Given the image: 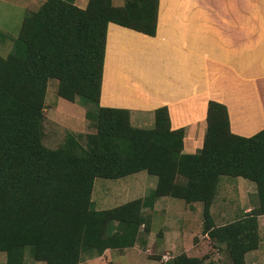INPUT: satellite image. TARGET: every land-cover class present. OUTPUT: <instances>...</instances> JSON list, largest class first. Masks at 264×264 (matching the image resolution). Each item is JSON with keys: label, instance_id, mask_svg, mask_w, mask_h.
Segmentation results:
<instances>
[{"label": "trees", "instance_id": "16d2710c", "mask_svg": "<svg viewBox=\"0 0 264 264\" xmlns=\"http://www.w3.org/2000/svg\"><path fill=\"white\" fill-rule=\"evenodd\" d=\"M159 0H44L25 13L15 46L0 55V264L35 261L79 264L84 255L134 246L149 232L145 208L167 195L203 203L204 231L223 245L229 264H246L258 244L257 216L264 214V128L244 137L230 131L227 108L210 100L202 148L182 152L184 130L171 129L168 109L154 111V126H132L127 109L99 105L108 22L148 35L156 32ZM57 94L94 105V132L67 131L57 148L42 143L48 79ZM139 170L157 176L145 197L96 209L95 178L116 179ZM221 176L256 183L257 206L248 217L216 226L207 215ZM210 224V225H208ZM143 226V230L140 227ZM206 226V227H205ZM181 256L163 264L186 263ZM186 264H201L198 258Z\"/></svg>", "mask_w": 264, "mask_h": 264}, {"label": "crops", "instance_id": "0c3cea01", "mask_svg": "<svg viewBox=\"0 0 264 264\" xmlns=\"http://www.w3.org/2000/svg\"><path fill=\"white\" fill-rule=\"evenodd\" d=\"M87 1L74 3L84 8ZM210 100L226 106L232 133L249 137L264 128V0H159L154 35L108 22L100 106L127 109L130 124L143 129L153 128L155 109L166 106L170 128L184 130L182 152L193 154L204 143ZM44 104L49 105L46 100ZM71 115L58 123L68 131L83 132L86 124H75ZM229 177L238 178L237 187L230 182L219 187V179L207 209L216 226L248 217L258 203L254 181ZM157 180L155 176L149 181L150 191ZM170 198L179 199L162 195L146 209L155 213L158 204L170 203ZM183 203L182 222L168 226L159 241L152 238L150 223L145 244L164 250L180 249L182 238L184 245L195 243L192 232L206 218L205 209L200 201ZM166 209L170 212V206L160 207L161 212ZM257 221L258 244L245 252L246 264H264V214ZM200 236L211 241L207 231ZM112 249L122 250L107 248L96 258H105Z\"/></svg>", "mask_w": 264, "mask_h": 264}, {"label": "rangeland", "instance_id": "374dc122", "mask_svg": "<svg viewBox=\"0 0 264 264\" xmlns=\"http://www.w3.org/2000/svg\"><path fill=\"white\" fill-rule=\"evenodd\" d=\"M43 1L44 0H0L1 56H7L15 46V40L25 13L36 10ZM123 2L124 0H112V3L115 5H121ZM46 86L47 93L45 100L49 105L45 107L50 109L48 112L45 111L43 120L42 143L45 146L57 148L64 141L65 134L68 130L63 123L60 124L58 122H62L70 114H72L71 117H73L72 119L75 124L80 120L86 124V126L83 127L82 133L95 131L92 123L96 120V113L94 112L91 118H85L84 120V109L88 108L91 110L94 105L79 97L76 98L78 100L75 103L60 97L57 94L59 80L56 78L48 79ZM67 112L70 113L66 115ZM151 179H155V176L147 174L146 171H139L120 179L95 178L91 199L97 209L113 208L129 200L142 198L146 195L153 186L152 182H149ZM237 181L238 178L221 176L219 187L226 182H230L234 187H237ZM217 197L218 194L215 198L217 199ZM161 206H170V212H168L167 209L161 212ZM157 208L159 210L155 213L146 208V210H144L146 211V216H148L149 225L151 223L152 238L159 241L160 239H164V233L168 230L166 229L168 226H173L174 222H182L183 216L181 210L186 208V205L182 200L170 198V203L163 202L158 204ZM201 223L202 222L199 221V224L196 225L192 232L195 243L191 246H189L191 240L186 241L184 245L182 238L180 241V249L171 246L170 248L166 247L164 250H158L152 248L148 243L145 244L147 233L141 231L139 239L134 247L126 248L125 250L112 249L106 253L105 258L84 255L81 264H163L165 260L167 261L175 256H181L184 260L187 259L186 263H188V259L196 257L201 261V264H229L230 260L228 253L225 252L224 247H222L223 245L215 244L210 240L201 239L202 236L200 235H203L205 232L204 222ZM141 229L143 230V227ZM0 255V260L5 261V254L1 253ZM23 262L24 264H43V262H36L32 259L31 251L28 248L25 251Z\"/></svg>", "mask_w": 264, "mask_h": 264}]
</instances>
